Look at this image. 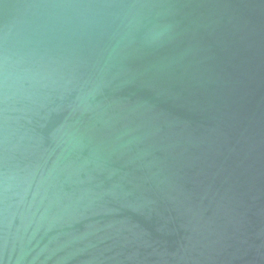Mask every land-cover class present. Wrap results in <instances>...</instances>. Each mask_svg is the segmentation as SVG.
<instances>
[{
    "label": "water",
    "instance_id": "water-1",
    "mask_svg": "<svg viewBox=\"0 0 264 264\" xmlns=\"http://www.w3.org/2000/svg\"><path fill=\"white\" fill-rule=\"evenodd\" d=\"M0 264H264V0H0Z\"/></svg>",
    "mask_w": 264,
    "mask_h": 264
}]
</instances>
